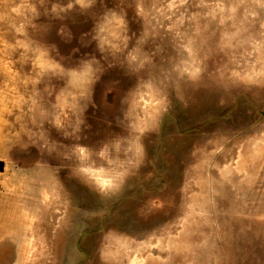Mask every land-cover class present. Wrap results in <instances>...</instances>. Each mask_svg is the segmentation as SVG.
<instances>
[{
    "label": "rangeland",
    "instance_id": "rangeland-1",
    "mask_svg": "<svg viewBox=\"0 0 264 264\" xmlns=\"http://www.w3.org/2000/svg\"><path fill=\"white\" fill-rule=\"evenodd\" d=\"M10 85L3 247L27 235L28 264H264V0H0ZM52 195L45 227L18 217Z\"/></svg>",
    "mask_w": 264,
    "mask_h": 264
},
{
    "label": "crops",
    "instance_id": "crops-1",
    "mask_svg": "<svg viewBox=\"0 0 264 264\" xmlns=\"http://www.w3.org/2000/svg\"><path fill=\"white\" fill-rule=\"evenodd\" d=\"M3 90H6L7 93L3 97L0 96V105L3 106L1 108L3 109L4 112L11 114L14 111V109L17 108L16 107L17 101L15 100V98H16L15 95L17 93V90L12 89L11 85L9 86L8 89L3 88ZM12 93H13V96L11 95ZM9 97L11 98V103H12L11 108H10V102L5 101ZM3 123H5V121L0 119V130H1V124H3ZM29 184L31 185V187L34 186L33 182H31V181ZM39 198L41 199L39 201H35L33 199L32 200H25V203H32L36 207H39L41 210L38 212L36 210L31 209V210H29L28 213H25L22 216H18L25 225H27V223H30L32 225V227H34V226H38V227L44 226L45 227L47 225V223L42 221L48 215V213L45 212L44 208L47 207V205L51 204V199L53 200V198H54V200H55V199H57V197L52 195L50 198H48V200L41 198V197H39ZM34 216H39V217L37 220L34 221L33 220ZM40 221H42V222H40ZM3 243H6V242L3 241L2 237L0 236V264H1V259L4 257H6V258L8 257V263L7 264H28L27 255H26L27 235H23L22 233H20L19 235H17V239H15V241L12 240L9 242V246L3 247Z\"/></svg>",
    "mask_w": 264,
    "mask_h": 264
},
{
    "label": "trees",
    "instance_id": "trees-1",
    "mask_svg": "<svg viewBox=\"0 0 264 264\" xmlns=\"http://www.w3.org/2000/svg\"><path fill=\"white\" fill-rule=\"evenodd\" d=\"M3 169V162L0 161V171Z\"/></svg>",
    "mask_w": 264,
    "mask_h": 264
}]
</instances>
